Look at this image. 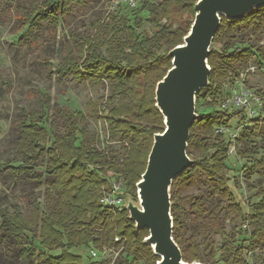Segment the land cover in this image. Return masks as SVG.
<instances>
[{
  "label": "trees",
  "instance_id": "trees-1",
  "mask_svg": "<svg viewBox=\"0 0 264 264\" xmlns=\"http://www.w3.org/2000/svg\"><path fill=\"white\" fill-rule=\"evenodd\" d=\"M80 1L41 0L30 5L18 20L27 26V31L39 28L42 22L56 28L60 18L67 13V6ZM196 1L135 0L134 7L122 2L110 7L107 19L93 24L92 33L79 38L76 36V40L75 35L70 34L64 45L65 54L57 64L56 75L59 79L69 77L76 82L89 81L94 85L109 83L113 97L105 117L102 118L100 105L96 104L93 115L104 121L110 139L120 140L126 157L122 161L112 160L104 152L83 143L82 133L72 118L64 133L56 131L53 122L46 117L48 106L45 98L39 109L30 113L23 111L17 139L21 162L15 166L0 164V168L11 171L16 177H31L36 183L45 185V211L27 218L16 207L13 212L0 210V246L8 255L17 254L26 262L37 261L38 264H83L82 258L72 250L89 246L101 251L121 249L119 255H124V258L117 264H156L159 260L143 242L147 230L135 228L125 210L126 205L110 209L101 205L99 199L121 177L129 191L136 190L153 136L162 132L163 118L155 107V87L171 68L168 52L182 44L190 29L191 22L185 18L195 16ZM258 18L264 22V6L249 11L239 20L221 18L207 59L210 68L208 85L195 96L198 118L190 127L187 142L188 157L191 159V150L197 149L199 158L191 159L194 163L174 178L170 187L172 237L179 248L180 219L176 212L179 206L172 204V200H175L178 180L189 179L188 175L193 171L211 180L214 191L231 201V208L253 221L254 228L250 234L234 235L225 232L220 212L208 214L202 231L207 239L212 235L222 236L224 243L218 255L225 264H245L242 253L245 242L248 243V251L264 245V186L256 192L257 203L248 202L241 206L237 203L238 196L228 185L226 161L229 159L230 142L225 141L224 135L216 134L215 128L228 126L230 119L240 114L245 116L244 109H213L209 113H202L201 109L219 106L220 100L229 94L222 81L227 72L236 71L234 76L238 75L239 69L251 57H256L262 64L261 52L252 46L234 47L219 41L225 22L234 30L239 26L251 27ZM162 21H165L163 25ZM145 22L151 25V35L140 31ZM74 115L83 119L80 113ZM251 122L253 126L244 128L234 143V151L243 153L245 157H250L249 152H241L238 146L241 142L256 143L258 137L264 135V114ZM42 158L46 159L45 163ZM39 160L41 162L38 163ZM241 170L248 176L254 172L249 165H243ZM120 183L124 198L126 193L123 182ZM132 195L135 199L133 196L129 199L136 201V195ZM187 197L200 207L196 199L183 198ZM213 245L209 241L206 246L210 255L213 254ZM180 250L185 262L198 261L197 245L189 243ZM54 251H59V254L54 256Z\"/></svg>",
  "mask_w": 264,
  "mask_h": 264
},
{
  "label": "rangeland",
  "instance_id": "rangeland-1",
  "mask_svg": "<svg viewBox=\"0 0 264 264\" xmlns=\"http://www.w3.org/2000/svg\"><path fill=\"white\" fill-rule=\"evenodd\" d=\"M40 1L0 0V164L15 166L21 162V156L17 151V139L18 124L22 118V112L30 113L39 109L44 98L48 106L46 117L48 121L53 122L56 131L64 133L65 126L71 123L70 118H72L82 133L83 143L104 152L112 160H124L126 155L120 140L118 138L110 139L104 121L93 115L96 104V106L100 105L99 111L102 118L105 117L110 99L113 97L109 83L94 85L89 81L76 82L69 77L59 79L55 71L57 64L65 54L64 45L70 38V34L75 35L76 40V36L79 38L92 33L93 24L107 19L108 14L111 13L113 0L72 2L67 6V13L60 18V23L56 28L47 22H42L39 28L27 31V26H23V22L18 18L30 5L40 3ZM185 20L192 24L194 16L186 17ZM164 22L162 21L161 25ZM140 31L149 35L153 32L148 22H145ZM219 41L230 43L234 47L252 46L254 50L261 52L260 61L262 64L256 57H251L239 71H245L250 67L254 68L253 71L246 74L245 85L260 98V110L264 114L263 20L255 19L253 26L246 28L239 26L234 30L229 28L228 22H225L224 31L220 34ZM235 73L236 71L227 72V76L222 80L225 90L229 89ZM213 109L220 110V107L218 105L203 107L201 112L209 113ZM76 113L82 114L83 119L74 115ZM244 118L240 114L230 119L227 127L231 133L241 134ZM161 128L163 131L164 125ZM224 138L231 144V137L228 134H225ZM238 148L241 152H249L250 157H245L243 153L238 154L234 151L226 161V176L228 185L238 196L237 203L244 206L248 202L257 203L259 198L256 192L258 188L264 186V135L258 137L256 143L241 142ZM190 157L191 159L199 158V151L192 149ZM41 160L43 163L46 161L45 158ZM41 160L37 162L39 163ZM243 165L254 168L251 176L241 170ZM35 172L37 175L39 174V171ZM188 177L189 179L178 180L179 185L177 184V189L175 188V200H172V204L179 206L176 212L180 219V248L193 243L198 246V263L225 264L218 255V250L224 243L222 236L212 235L207 239L202 231L208 214L220 212L225 232L234 235L247 236L253 230L254 223L245 215H240L234 208H231V201L216 193L213 189V182L204 175L193 171ZM121 181L126 193L124 194L125 206L127 200L132 198V194L136 195V190L135 192L129 191L126 181L122 177L119 182ZM178 190L179 192H177ZM45 191L46 186L36 183L31 177L29 179L24 176L16 177L12 175L11 171L0 168V210L13 212L16 207L27 218L33 217L36 213L41 214L45 211ZM185 196L196 199L200 207L195 206L188 197V199H184ZM133 198L135 199L134 196ZM130 200L133 204H138L137 199L136 201ZM209 241L214 243L212 255L209 254V249H206ZM247 247L248 243L245 242L242 252L245 264H264L262 262L264 245L253 251H248ZM91 249L95 252V257L91 256ZM120 250L103 249L101 251L89 246H79L72 252L82 258L83 264L102 261L117 264L124 258V255H119ZM58 254L59 251L53 252L54 256ZM0 264L38 263L37 261L26 262L17 254L8 255L6 250L0 246Z\"/></svg>",
  "mask_w": 264,
  "mask_h": 264
},
{
  "label": "water",
  "instance_id": "water-1",
  "mask_svg": "<svg viewBox=\"0 0 264 264\" xmlns=\"http://www.w3.org/2000/svg\"><path fill=\"white\" fill-rule=\"evenodd\" d=\"M263 6L264 0L196 1L194 20L182 44L167 54L171 68L154 91L164 129L154 134L146 168L135 185L138 204L129 199L125 206L135 228L147 230L143 242L159 258L156 264H200L185 262L172 237L170 187L173 179L194 163L186 149L190 127L198 118L195 96L208 85L207 59L221 18L239 20Z\"/></svg>",
  "mask_w": 264,
  "mask_h": 264
},
{
  "label": "built area",
  "instance_id": "built-area-1",
  "mask_svg": "<svg viewBox=\"0 0 264 264\" xmlns=\"http://www.w3.org/2000/svg\"><path fill=\"white\" fill-rule=\"evenodd\" d=\"M122 2L128 4L130 7L135 6V0H113L112 8ZM253 69V67L247 68L245 71L239 72L238 75L234 76L231 80L229 89L226 90L229 94L225 95L219 102L221 110L231 111L244 109L245 118L243 119V129L253 126L251 120L257 119L263 114L260 110V98L245 85V76L253 71ZM215 133L220 135L228 134L229 137H231V144L227 152L228 157H230L234 153V143L238 134L231 133L229 128L225 125H218L215 128ZM99 202L104 207L110 209L121 208L124 206L125 202L122 196L121 183L114 182L111 189L100 197ZM117 240L118 239H116V241ZM90 253L92 257L96 256L94 251H90Z\"/></svg>",
  "mask_w": 264,
  "mask_h": 264
},
{
  "label": "snow or ice",
  "instance_id": "snow-or-ice-1",
  "mask_svg": "<svg viewBox=\"0 0 264 264\" xmlns=\"http://www.w3.org/2000/svg\"><path fill=\"white\" fill-rule=\"evenodd\" d=\"M200 2V0H197V3H199Z\"/></svg>",
  "mask_w": 264,
  "mask_h": 264
}]
</instances>
